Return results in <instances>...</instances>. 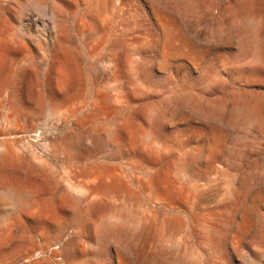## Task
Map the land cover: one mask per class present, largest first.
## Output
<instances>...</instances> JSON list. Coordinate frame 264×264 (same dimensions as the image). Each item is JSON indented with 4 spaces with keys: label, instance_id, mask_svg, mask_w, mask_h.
<instances>
[{
    "label": "rangeland",
    "instance_id": "rangeland-1",
    "mask_svg": "<svg viewBox=\"0 0 264 264\" xmlns=\"http://www.w3.org/2000/svg\"><path fill=\"white\" fill-rule=\"evenodd\" d=\"M262 124L264 0H0V264H264Z\"/></svg>",
    "mask_w": 264,
    "mask_h": 264
},
{
    "label": "bare ground",
    "instance_id": "bare-ground-1",
    "mask_svg": "<svg viewBox=\"0 0 264 264\" xmlns=\"http://www.w3.org/2000/svg\"><path fill=\"white\" fill-rule=\"evenodd\" d=\"M53 17V16H52ZM57 22V21H56ZM57 24V23H56ZM244 32H247V30L246 29H244ZM254 38H252L251 36H249V42H250V45H251V47H255V43L256 42H254V40H253ZM10 43H17V44H22L23 42H24V39H23V36L22 35H17L16 37H14L13 38V40H10L9 41ZM140 50H138V52H139ZM138 52H137V54H138ZM140 53V52H139ZM136 54V53H135ZM141 54V53H140ZM256 59V54H253V56H252V60H255ZM109 62V61H108ZM151 63V62H150ZM112 70V69H111ZM117 70V69H116ZM115 70V71H116ZM110 74V73H109ZM114 76V75H113ZM241 94V93H240ZM243 98V97H242ZM238 99H240V98H238ZM244 99H245V97H244ZM243 100V99H242ZM244 102H245V106H244V108H241V117H243L244 119H246V120H248V121H253V114H254V110L258 107V110H261L262 111V106H257L253 101H246V100H243ZM178 103H179V100H178ZM177 103V104H178ZM238 104V103H237ZM175 105V104H174ZM179 105H180V103H179ZM236 105V104H235ZM242 105V104H241ZM240 106V105H239ZM236 109H238V107L236 108ZM237 111V110H236ZM258 112V111H257ZM163 114V113H162ZM236 114V113H235ZM239 114V113H238ZM237 114V115H238ZM164 115H165V113H164ZM257 115V114H256ZM261 115V114H260ZM234 116V115H233ZM162 118H163V116H161ZM258 117V116H257ZM260 117V116H259ZM262 117V116H261ZM158 118V117H157ZM164 118H165V116H164ZM239 119H241V118H239ZM243 119V120H244ZM258 119V118H257ZM260 119V118H259ZM162 121V120H161ZM261 121V120H260ZM164 123V122H163ZM260 123V122H259ZM151 125H152V135H154V134H158L159 132H161V130H163V129H161L160 128V123H159V125L156 123V124H154V122H151ZM245 125V124H244ZM264 124H262V126H263ZM260 126H261V124H260ZM259 127V126H258ZM262 128V127H261ZM174 130V129H173ZM263 131V130H262ZM164 135V134H163ZM152 137H155V136H152ZM159 139V138H158ZM111 140V139H110ZM142 143H143V145L147 148V149H149V150H153V151H155V150H157V151H165L166 150V146H162V145H160V142L158 143V141H156L155 139H150V137H142L141 138V140H140ZM112 142V141H111ZM140 144V143H139ZM68 145V144H67ZM109 145V144H108ZM138 145V144H137ZM110 146H111V143H110ZM170 146V145H169ZM78 147V146H77ZM105 147H107V146H105ZM79 148V147H78ZM141 148V147H140ZM170 148V147H169ZM203 148V147H202ZM75 149V148H74ZM85 150V149H84ZM84 150H83V152H84ZM86 151V150H85ZM145 151V150H144ZM78 152V151H77ZM89 152H90V150H89ZM146 152V151H145ZM150 152V151H149ZM168 152H169V150H168ZM13 154V153H12ZM122 154V153H121ZM167 154H169V153H167ZM81 155V154H80ZM79 155V156H80ZM119 155V154H118ZM117 155V156H118ZM156 155V154H155ZM183 155H184V153H183ZM17 156V155H16ZM158 156V155H157ZM210 157V156H209ZM208 158V157H207ZM184 159V158H183ZM202 159V158H201ZM1 162V161H0ZM185 163H186V160H185ZM182 171V170H181ZM94 172H96V171H94ZM185 172V171H184ZM97 173V172H96ZM101 173V172H100ZM94 174V173H93ZM93 174H91V177H92V180L90 181V183H89V185H87V187H86V192H85V196H84V198L82 199V200H76L75 202H76V204L78 203V204H88L89 205V208H90V210L89 211H92L91 209H93L94 208V206H96L95 205V197H94V194H96V192L97 191H101V190H99L100 188H98L101 184L103 185V184H108V179H104V178H102V177H100V175H99V173H98V176H96L95 174L93 175ZM179 174V173H178ZM109 175V174H108ZM120 175V174H119ZM228 175V174H227ZM112 176V175H111ZM118 176V175H117ZM116 176V177H117ZM179 176V175H178ZM190 177V176H189ZM188 177V178H189ZM122 178V177H121ZM121 178H119V176H118V179H116L113 183H115V182H117V184L119 185V183L121 184V183H123L122 182V179ZM151 178V177H150ZM149 178V179H150ZM254 178V177H253ZM261 178V177H260ZM113 179H114V177H113ZM147 179V178H146ZM128 181V180H127ZM228 181V180H227ZM148 182V181H147ZM139 183H140V181H139ZM145 183V182H144ZM149 183V182H148ZM116 185V184H115ZM123 185V184H122ZM126 185V184H125ZM130 185V184H129ZM146 185H147V183H146ZM107 186V185H106ZM113 186V185H112ZM143 186V185H142ZM109 187V186H108ZM116 187V186H115ZM120 187H122V186H120ZM119 187V188H120ZM139 187V186H138ZM147 187V186H146ZM228 187V186H227ZM226 187V188H227ZM123 188V187H122ZM128 188V187H127ZM129 188H130V186H129ZM133 188V187H132ZM148 188V187H147ZM11 189L12 190H18V191H20V193H21V195H22V197L20 198V200H21V202L19 201L18 202V204H19V206H20V208H26V207H31V203H32V195H31V193L28 191V190H26V189H18L17 187H11ZM124 189H125V186H124ZM144 189V188H143ZM150 189V188H149ZM235 189V188H234ZM102 190H104V189H102ZM126 190V189H125ZM131 190V189H130ZM233 190V189H232ZM234 191V190H233ZM232 191V192H233ZM101 193V192H100ZM106 193V192H105ZM103 194V193H102ZM105 195V194H104ZM231 195V194H230ZM75 196V195H74ZM82 196V195H81ZM233 196V195H232ZM72 197V195H69L68 196V198H71ZM97 197H98V194H97ZM73 198H75V197H73ZM99 198V197H98ZM102 199V198H101ZM100 199V200H101ZM26 201H27V204H26ZM97 201V200H96ZM99 202V201H98ZM101 205V204H100ZM75 206V205H74ZM77 206V205H76ZM98 208V207H97ZM79 209H80V207H79ZM92 213V212H91ZM118 218V217H117ZM116 218V216H115V218H112V223H114V224H118V222H120V221H122V220H120L119 218L117 219ZM110 219V218H109ZM126 219V218H125ZM108 220V219H107ZM106 220V221H107ZM120 220V221H119ZM146 220H148V219H146ZM127 221V220H126ZM123 222V221H122ZM10 223V222H9ZM138 223V222H137ZM141 223V222H140ZM123 224V223H122ZM124 224H125V222H124ZM144 224V223H143ZM127 225V224H126ZM163 225V224H162ZM108 224H106L104 227H103V231H107L108 232ZM118 226V225H117ZM121 226V225H120ZM139 226H140V224H139ZM138 225H137V227H139ZM166 226V225H165ZM115 227V226H114ZM136 229V228H135ZM140 229V228H139ZM111 230V229H110ZM142 230V229H141ZM164 230V229H163ZM101 231V230H100ZM160 231H161V229H160ZM140 232V231H139ZM76 233V232H75ZM100 233V232H99ZM79 234V233H78ZM162 234V233H161ZM163 234H164V232H163ZM100 235V234H99ZM107 236V235H106ZM103 237V236H102ZM104 238V237H103ZM81 239V238H80ZM112 241H114V240H112ZM108 242V241H107ZM106 242V243H107ZM110 242V241H109ZM68 245V244H67ZM105 245V244H104ZM69 247H71V248H74L75 247V250H76V247H77V238H72L71 240H70V246ZM110 247H112V246H110ZM107 249V248H106ZM112 249V248H111ZM67 250H68V248H67ZM71 252V251H70ZM116 252H118V251H116ZM59 253V252H58ZM72 253V252H71ZM105 254V253H104ZM107 254V253H106ZM111 254V253H110ZM75 255V254H74ZM74 258V257H73ZM78 259V258H77ZM77 259H75V260H77ZM117 260H120V259H117ZM112 260H110V262H111ZM113 261H114V258H113ZM121 261V260H120ZM79 262V261H78ZM37 263V262H36ZM32 264V263H31ZM34 264V263H33ZM64 264V263H63ZM67 264V263H66Z\"/></svg>",
    "mask_w": 264,
    "mask_h": 264
}]
</instances>
